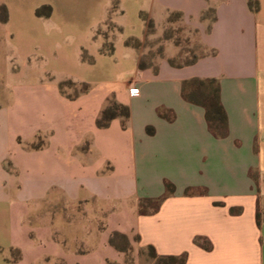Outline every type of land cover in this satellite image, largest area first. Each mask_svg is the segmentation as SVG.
Instances as JSON below:
<instances>
[{
	"label": "crops",
	"instance_id": "obj_1",
	"mask_svg": "<svg viewBox=\"0 0 264 264\" xmlns=\"http://www.w3.org/2000/svg\"><path fill=\"white\" fill-rule=\"evenodd\" d=\"M147 1L137 13L156 23L181 14L198 45L194 63L170 65L180 51L171 44L166 57L140 69L142 47L97 33L107 4L96 12L89 3L0 0L8 12L0 23V57L8 64L0 231L13 229L15 204H32L57 244L62 225L77 230L89 217L95 231L109 234L100 244L113 251L102 255L104 264L124 262L108 244L114 231L137 236L139 247L160 256L185 255V264H264V0H253L255 10L248 0ZM41 6L51 7L49 16L36 14ZM130 37L145 39L143 20ZM108 40L112 52L104 51ZM192 78L217 81L225 136L209 130L202 106L182 98V83ZM65 81L87 89L68 98L59 89ZM110 101L129 107L125 127L121 118L97 127ZM159 198L156 209L141 211Z\"/></svg>",
	"mask_w": 264,
	"mask_h": 264
},
{
	"label": "rangeland",
	"instance_id": "obj_2",
	"mask_svg": "<svg viewBox=\"0 0 264 264\" xmlns=\"http://www.w3.org/2000/svg\"><path fill=\"white\" fill-rule=\"evenodd\" d=\"M30 3L33 0H25ZM50 2L72 4L89 3L93 4L96 12L104 4L108 5L109 18L106 24L98 30L97 33L108 36V39L115 35L113 39L125 37L141 33V18L137 8H148L147 0H48ZM212 17L211 12L206 13ZM112 21H117L123 27L120 29ZM154 27L147 29L146 37L141 41L143 54L141 62L144 65H155L161 59L166 57L170 52L171 44L178 42L179 56L174 58L175 63H185L192 59L193 55H198L199 50L189 41L190 31L182 26L180 19H175L170 24L156 23L153 21ZM170 36V40L164 39ZM108 42H111L108 40ZM191 50V52H189ZM113 61V59H112ZM8 68L7 59L0 57V105L7 98L5 89V71ZM4 83V84H2ZM82 86L76 88H67V92L75 94L79 92ZM1 109V108H0ZM29 207V209H28ZM156 201H148L141 209L144 211H152L156 209ZM1 208V204H0ZM28 212H31L30 215ZM41 213V214H39ZM41 216V218H40ZM42 212L39 208L30 204L26 208L23 205L15 204L14 206V227L10 228L9 235H5L0 231V264H104L102 255H110L112 249L106 244L105 247L100 246L103 241L108 238V233L95 231L90 224V218H80L78 229H74L68 225L61 226V240L59 244L53 242L47 236L46 226L41 223ZM59 221V220H58ZM41 223V224H40ZM77 233V234H76ZM131 248L126 251L124 261L132 262L140 260V264H157L150 256V252L146 247H139L135 238H130ZM116 243L122 246L120 239H116ZM76 250L80 253L76 254ZM84 252V253H81ZM123 264V263H114Z\"/></svg>",
	"mask_w": 264,
	"mask_h": 264
},
{
	"label": "trees",
	"instance_id": "obj_3",
	"mask_svg": "<svg viewBox=\"0 0 264 264\" xmlns=\"http://www.w3.org/2000/svg\"><path fill=\"white\" fill-rule=\"evenodd\" d=\"M248 5L251 9L255 10L257 8L256 2L253 0H248ZM51 12L50 6H41L36 9V14L38 16H49ZM211 12V11H208ZM206 15V14H205ZM141 19L145 22L146 30L152 29L154 27L153 20L148 16L147 13L141 12L140 13ZM181 20V14L179 12H169L167 17V24H170L175 19ZM8 19V12L5 4L0 3V23H5ZM147 33V31H146ZM164 39L170 40V36L168 35ZM190 41V40H189ZM126 46H131L134 48H139L141 45V42L137 40L136 38H128L125 40ZM174 46L180 47L178 45V42L174 43ZM195 47L198 49V45L195 44ZM104 51L112 52L113 51V43L107 42L104 46ZM191 52V50H189ZM180 53V52H179ZM179 53L168 59V62L172 66L180 67L184 65H189L191 63H194L197 60L198 55H193L192 59L185 63H175L174 58L179 56ZM82 58L85 59V55H82ZM139 68L143 69L145 66L140 59L139 62ZM78 86H82L81 90L75 94H70L66 90L67 88H76ZM59 89L62 95H65L68 98H72L77 96L79 93L84 92L87 89V86L85 84L77 85L72 81H65L61 82L59 84ZM181 95L182 98L192 104L200 105L205 109V119L208 124L209 130L218 137H223L226 135L227 130V118L225 110L223 109L220 98H219V86L217 84V81L213 78L211 79H198V78H192L189 80H185L182 83L181 88ZM159 115L162 117H165L163 112H159ZM130 117V110L127 105H123L114 101H110L109 104L101 111L99 117L96 120V125L99 128L107 127L109 122L114 118H121L122 119V126H126V122ZM147 131L149 133L152 132L151 128H148ZM40 147V145L37 144H31L30 148L36 149ZM173 191V186L169 183H166V194L171 193ZM163 198H159L156 200L157 206L160 204ZM135 241H137L138 237H134ZM116 239H120L123 243L122 246H119L118 243H116ZM131 242L132 240L125 235L124 233L114 231L111 233L108 244L117 250L118 252L123 253L126 255V251L131 248ZM196 243H200L199 239H196ZM204 248H210L209 245H205L204 243H200ZM149 252L150 256L156 260L157 264H185V255L180 256H174V255H166V256H160L158 255L154 248L152 246L146 247ZM130 262L124 261L123 264H129ZM108 264H114L111 262H108Z\"/></svg>",
	"mask_w": 264,
	"mask_h": 264
},
{
	"label": "built area",
	"instance_id": "obj_4",
	"mask_svg": "<svg viewBox=\"0 0 264 264\" xmlns=\"http://www.w3.org/2000/svg\"><path fill=\"white\" fill-rule=\"evenodd\" d=\"M131 93H134L135 94V93H137V90L136 89H132L131 90Z\"/></svg>",
	"mask_w": 264,
	"mask_h": 264
}]
</instances>
